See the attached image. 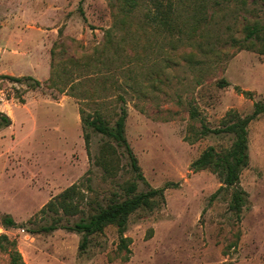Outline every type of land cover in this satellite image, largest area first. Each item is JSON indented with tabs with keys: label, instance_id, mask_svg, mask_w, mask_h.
<instances>
[{
	"label": "rangeland",
	"instance_id": "rangeland-1",
	"mask_svg": "<svg viewBox=\"0 0 264 264\" xmlns=\"http://www.w3.org/2000/svg\"><path fill=\"white\" fill-rule=\"evenodd\" d=\"M175 2L180 28L170 32L153 21L152 0L126 15L123 0H0V74L23 77H0V111L13 120L0 130V235L8 237L0 264L16 250L25 264H264V114L249 124L241 216L230 207L233 190L212 198L219 177L191 166L208 146L221 152L234 140L203 135L204 125L217 128L230 109L245 115L264 100V41L245 40L246 25L264 24V0ZM122 105L149 185L177 186L159 207L130 216V252L114 224L80 250L83 234L69 226L125 198L129 181L149 188L115 140L89 128L86 148L80 108L114 125ZM73 184L84 212L41 211ZM5 215L17 225L6 226Z\"/></svg>",
	"mask_w": 264,
	"mask_h": 264
},
{
	"label": "trees",
	"instance_id": "trees-1",
	"mask_svg": "<svg viewBox=\"0 0 264 264\" xmlns=\"http://www.w3.org/2000/svg\"><path fill=\"white\" fill-rule=\"evenodd\" d=\"M182 0H179V3ZM140 3V0H123L122 12L126 15L128 12L134 10ZM179 3H177L179 5ZM153 7L155 8V15L152 16L153 21L159 22L164 29L172 32L180 26L176 24V2L175 0H152ZM247 34L245 37L246 42L253 44L254 40L258 39L264 41V24L254 23L245 26ZM110 30H107V41L111 44ZM249 43V44H250ZM264 53V49L262 51ZM1 78H9L13 81H21L23 77H17L12 75L0 74ZM24 78L33 79L35 83L40 85L41 81L35 79L32 76ZM222 85H228L229 82L224 80ZM238 88V87H237ZM238 90L244 95H251V91L238 88ZM252 97V96H251ZM123 98V97H122ZM264 114V100H258L254 102V109L251 113L241 114L235 109H230L226 116L222 120V125L217 128H209L204 125L202 134L207 135L209 133H222L227 132L234 135V140L229 148L225 151H217L213 145L208 146L203 152L191 163L193 170L211 169L217 174L221 181L220 188L212 195L215 198L220 190L229 188L232 189V198L230 207L241 216V212L248 201V192L241 185V174L245 167L249 165V124L257 119L260 115ZM81 122L84 131V140L86 142V148L89 151L91 142V134L88 131L92 128L95 132L101 133L113 140L119 145L123 146L130 158V166L135 176L149 186L148 190L138 192V184L136 181L127 182L123 189L126 195L125 198L119 200L113 199L105 207L101 206L99 210L87 217H82L73 226H69V230H73L78 233H82V241L80 243V250H85L90 242V236L92 234L103 232L105 228L114 224L118 228L120 235L119 247L121 250L130 252L129 242L131 239L125 235L128 228L130 216L141 208L154 210L159 207L162 202H165V191L168 187H176L177 183L168 182L163 187H152L147 182V179L139 165L138 158L135 155L126 136V120L128 111L125 105L121 106L120 111L117 113V118L114 125L110 124V121L106 119L103 113L99 110L92 114L86 115L84 110L80 108ZM13 123L12 117L3 111H0V130L11 126ZM100 163L110 170L111 161L107 159V156H101ZM76 184L66 188L63 192L57 195V200L51 199L42 209L44 212L48 207L58 211L59 208L69 214H78L84 212L79 209L75 204L73 198L76 193ZM59 207V208H58ZM3 223L6 226H16L17 222L11 215H5ZM57 224L48 226L47 230H55ZM7 239L6 234L0 235V240ZM11 264H25L22 254L19 250H16L11 254Z\"/></svg>",
	"mask_w": 264,
	"mask_h": 264
}]
</instances>
